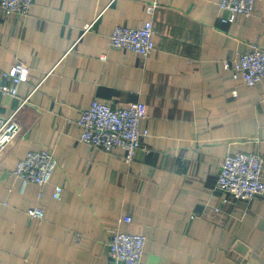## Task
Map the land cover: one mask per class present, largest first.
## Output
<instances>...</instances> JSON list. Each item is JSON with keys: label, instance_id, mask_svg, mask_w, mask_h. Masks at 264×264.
<instances>
[{"label": "crops", "instance_id": "obj_1", "mask_svg": "<svg viewBox=\"0 0 264 264\" xmlns=\"http://www.w3.org/2000/svg\"><path fill=\"white\" fill-rule=\"evenodd\" d=\"M218 1L33 0L26 17L0 11V74L16 62L30 70L17 98L0 94V116L38 87L0 155V264H116L115 231L145 237L141 264H264V195L236 201L215 186L227 155L264 159V78L246 87L223 67L264 47V0L232 23ZM147 21L150 56L110 47L115 27ZM94 100L146 105L132 162L78 140ZM40 150L57 161L50 182L22 184L13 170ZM34 208L43 219L26 217Z\"/></svg>", "mask_w": 264, "mask_h": 264}, {"label": "built area", "instance_id": "obj_2", "mask_svg": "<svg viewBox=\"0 0 264 264\" xmlns=\"http://www.w3.org/2000/svg\"><path fill=\"white\" fill-rule=\"evenodd\" d=\"M261 0H219L218 8L223 16L222 23H232L237 15L246 18L255 11ZM33 0H0V11L9 16L12 14L26 17L29 15ZM157 8L156 4L147 6L151 15ZM91 25L84 28L87 31ZM154 26L151 21L144 22L140 28L115 27L109 37V45L113 49L134 53L147 58L154 50ZM249 52H237L233 60L225 62L223 67L231 73L234 81L246 87H253L264 78V47L257 43L249 45ZM0 94L4 98H17L18 86L26 83L30 70L20 62L11 65L0 74ZM6 82H9L7 85ZM38 87L20 101L16 110L7 117L0 116V155L6 146L15 140L20 132L17 116L27 104L30 96ZM232 96L237 91L232 90ZM146 118V105L141 102L120 104L116 108L97 100L91 102L89 108L82 111L78 120L81 134L78 140L94 150L111 153L116 149L123 152L127 162H132L141 142L148 136L146 130L140 129L141 122ZM57 166V161L48 150L28 152L21 159L12 174L22 184H34L39 188L47 185ZM216 188L228 194L233 200L249 202L264 195V159L255 153H236L227 155L220 164L216 180ZM63 189L56 187L52 197L60 200ZM41 195V194H40ZM3 204L0 201V205ZM26 217L43 219L42 209H31ZM130 222L131 218H126ZM79 240V239H78ZM146 239L140 235L112 232L109 235L108 249L116 264H141Z\"/></svg>", "mask_w": 264, "mask_h": 264}]
</instances>
